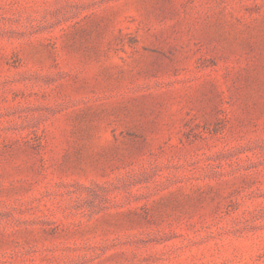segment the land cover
I'll return each instance as SVG.
<instances>
[{
  "label": "rangeland",
  "instance_id": "rangeland-1",
  "mask_svg": "<svg viewBox=\"0 0 264 264\" xmlns=\"http://www.w3.org/2000/svg\"><path fill=\"white\" fill-rule=\"evenodd\" d=\"M0 264H264V0H0Z\"/></svg>",
  "mask_w": 264,
  "mask_h": 264
}]
</instances>
